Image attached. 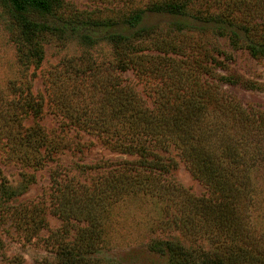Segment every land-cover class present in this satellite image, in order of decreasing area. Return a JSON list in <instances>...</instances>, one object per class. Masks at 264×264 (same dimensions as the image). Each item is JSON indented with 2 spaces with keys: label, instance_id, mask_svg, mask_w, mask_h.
I'll use <instances>...</instances> for the list:
<instances>
[{
  "label": "trees",
  "instance_id": "16d2710c",
  "mask_svg": "<svg viewBox=\"0 0 264 264\" xmlns=\"http://www.w3.org/2000/svg\"><path fill=\"white\" fill-rule=\"evenodd\" d=\"M121 2L114 17L97 21L82 20L78 14L65 19L63 0H0L22 71L41 66L50 39L71 37L84 46L105 42L114 53V71H132L150 85L145 99L130 84L108 85L106 70L89 61L86 67L74 68V77L67 81L77 85L78 78L89 79V97L98 92L102 99L99 106L72 110L74 94L66 93L67 83L53 84L59 98L56 110L69 121L65 127L71 122L75 129L98 137L110 152L133 158L108 162L101 167L105 175L89 186L53 176L57 196L51 213L62 221L52 234L57 264H108L105 216L128 197L158 204L159 226L175 232L162 230L166 236L147 245L164 264H264V232H259L251 216L258 190L253 174L264 166V106L243 105L220 85L252 91L264 87L231 72L218 76L216 84L202 80L214 68L229 70V56L216 48L222 61L206 51L202 52L206 64L198 59L188 62L179 55L190 53L175 40L184 30L209 31L225 38L232 50L246 51L260 61L264 59V0ZM148 14L180 20L163 33L144 25ZM23 87L18 99L6 105L1 120L8 151L25 172L17 187L0 175L1 209L24 195L36 182L35 172L64 147V135L49 134L40 123L43 100L31 93L30 79ZM17 111L30 115L32 124L25 127L18 121ZM175 157L204 186L206 195L195 196L171 180ZM43 214L36 206L0 210V217L12 219L26 239L45 228ZM25 222L31 230L22 228Z\"/></svg>",
  "mask_w": 264,
  "mask_h": 264
},
{
  "label": "rangeland",
  "instance_id": "374dc122",
  "mask_svg": "<svg viewBox=\"0 0 264 264\" xmlns=\"http://www.w3.org/2000/svg\"><path fill=\"white\" fill-rule=\"evenodd\" d=\"M63 1L66 5L63 15L68 20L78 14L82 20L100 21L114 17L116 10L122 6V2L118 3L120 0ZM179 20L180 18L164 14H148L143 23L155 26L166 33ZM10 35L7 16L0 7V175L10 186L17 187L25 172L8 151L6 128L1 120L6 105L18 99V92L23 90L25 80L30 79L31 81V93L42 97L43 111L40 123L49 134L64 135V147L54 155L53 161L35 172L36 182L28 187L24 195L18 197L14 204L2 205L3 209L0 207V210L12 211L15 208L36 206L43 211L46 222L45 228L30 239H26L22 230L17 229L12 219L4 220L0 217V241L2 244L0 264H57L52 234L61 227L62 221L51 213L52 208L56 206L55 198L57 196L53 176L57 175L67 183L89 186L105 175L104 169L101 167L106 166L108 162L133 158L110 152L98 137L75 129V125L73 126L71 122L70 126L65 127L64 123L69 121L64 119V113L56 110L59 98L53 92V84L67 83L65 88L69 91L66 93L74 94L72 110L87 106H99L102 99V95L98 92L89 97L92 94L88 87L89 79L81 81L78 78L77 85L67 81L68 78L74 77L72 75L74 68L79 65L86 67L89 61L99 64L102 70H106L103 76L105 80H108V85L130 84L144 99L150 91V85H145V81L137 78L132 71L123 74L114 71L112 66L115 62L114 53L105 42H100L92 47L84 46L71 37L60 41L54 38L50 39V42L44 45L45 54L41 66L38 69L30 67L24 72L16 62V50L10 41ZM175 40L184 45L187 48L186 52L190 53L188 56L179 55L180 59L188 58V62L198 59L206 64L208 61L202 58V52L206 51L222 61L223 57L215 51L216 48L223 52L224 56H229L230 59L226 61L229 70L214 68L211 75H202V80L216 84L218 76H224L231 72L260 83L264 87V59L257 61L251 58L246 51L232 50L225 38L217 37L209 31L199 33L193 30H184L178 33ZM220 89L236 97L243 105L264 106V90L252 91L224 85H220ZM15 114L17 120L25 127L32 124L30 115L20 111ZM170 155L174 156V153ZM174 159L176 168L171 174V180L188 189L195 196L206 195V189L193 178L186 165L178 158ZM81 166H84L85 169H81ZM253 176L258 190L251 216L256 228L260 233H263L264 166L256 169ZM159 208L158 204L143 197H128L109 208L104 221L106 233L104 253L108 256V264L165 263L163 258L150 253L147 249L151 240L166 236L162 232L165 229L159 226V221L162 219V212ZM22 228L28 231V229H32V225L25 222ZM165 231L166 234H175L171 229ZM111 257L116 261L110 260Z\"/></svg>",
  "mask_w": 264,
  "mask_h": 264
}]
</instances>
